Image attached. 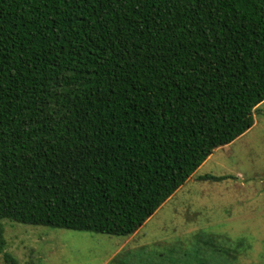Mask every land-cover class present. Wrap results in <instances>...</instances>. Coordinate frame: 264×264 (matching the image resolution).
Masks as SVG:
<instances>
[{
	"label": "trees",
	"instance_id": "16d2710c",
	"mask_svg": "<svg viewBox=\"0 0 264 264\" xmlns=\"http://www.w3.org/2000/svg\"><path fill=\"white\" fill-rule=\"evenodd\" d=\"M263 101L264 0H0V221L130 236Z\"/></svg>",
	"mask_w": 264,
	"mask_h": 264
},
{
	"label": "rangeland",
	"instance_id": "374dc122",
	"mask_svg": "<svg viewBox=\"0 0 264 264\" xmlns=\"http://www.w3.org/2000/svg\"><path fill=\"white\" fill-rule=\"evenodd\" d=\"M253 117L132 235L4 219V250L16 264H264V101Z\"/></svg>",
	"mask_w": 264,
	"mask_h": 264
},
{
	"label": "crops",
	"instance_id": "0c3cea01",
	"mask_svg": "<svg viewBox=\"0 0 264 264\" xmlns=\"http://www.w3.org/2000/svg\"><path fill=\"white\" fill-rule=\"evenodd\" d=\"M123 245H124V242H123Z\"/></svg>",
	"mask_w": 264,
	"mask_h": 264
}]
</instances>
